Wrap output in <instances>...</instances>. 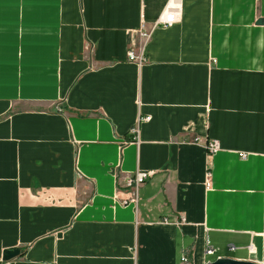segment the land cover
Here are the masks:
<instances>
[{
	"label": "crops",
	"instance_id": "0c3cea01",
	"mask_svg": "<svg viewBox=\"0 0 264 264\" xmlns=\"http://www.w3.org/2000/svg\"><path fill=\"white\" fill-rule=\"evenodd\" d=\"M165 2L0 0V264H264V0Z\"/></svg>",
	"mask_w": 264,
	"mask_h": 264
},
{
	"label": "built area",
	"instance_id": "2783aa9c",
	"mask_svg": "<svg viewBox=\"0 0 264 264\" xmlns=\"http://www.w3.org/2000/svg\"><path fill=\"white\" fill-rule=\"evenodd\" d=\"M181 16V0H166L165 6L159 15V17L156 19L155 23L153 24V29L157 27L162 28H169L173 26L174 24L179 22ZM143 16H141V29L139 31V37L141 39V45L136 48L134 46H128L126 57L127 60L130 62H134L136 64H143L145 60L144 55V47L145 43L150 39L151 31H145L143 28ZM146 120V119H145ZM136 130H132V134H135ZM206 151L209 155L215 154L219 146L216 141H207L205 143ZM240 157H245L244 154L239 155ZM151 176V173H138L134 177L127 176L125 179V184L129 188H138L142 186L146 180ZM206 187L210 186V172L207 171L206 173ZM129 202H135V199H130ZM184 219H181V222H183ZM233 249V248H232ZM251 250V249H250ZM206 254H213L214 250L212 248H207L205 250ZM181 264H193L188 256L182 255L181 257Z\"/></svg>",
	"mask_w": 264,
	"mask_h": 264
},
{
	"label": "rangeland",
	"instance_id": "374dc122",
	"mask_svg": "<svg viewBox=\"0 0 264 264\" xmlns=\"http://www.w3.org/2000/svg\"><path fill=\"white\" fill-rule=\"evenodd\" d=\"M245 157H240V158L243 159ZM209 172H210V179H211L212 173H211V171H209ZM261 176H262V173L259 172V171H257L256 172V175H255V177H257V179H254V187L251 188V192L253 193V194H250L251 195V199H252L250 201V206L251 207L248 208V209H245V211L247 212V214L250 213L249 216L252 215V217H258V216L260 217V224L258 225L260 230L261 229H264V222H263L264 219L262 221V218L264 216V210H259V207H258V204H259L258 202L260 200V203H261V199H262V196L264 194V177L261 178ZM259 182L261 183V186L260 187H259ZM252 196H254V198H252ZM242 202L243 201H240L239 202L240 205H241ZM242 204L245 205V203H242ZM254 227L255 226H251L250 229H253ZM263 235H264V230H262V236ZM222 240L223 239H221V236H219V235H217L215 233L209 234V241L211 243H214V244H217L218 245V253L217 254H219V255H225V253H226L225 252V249H227V244H224ZM232 248L233 247H229V250H233L234 249V248L233 249ZM240 253H244V251L242 250V251H240ZM215 257L216 256L211 257L209 259L213 261V260L216 259Z\"/></svg>",
	"mask_w": 264,
	"mask_h": 264
},
{
	"label": "water",
	"instance_id": "95a60500",
	"mask_svg": "<svg viewBox=\"0 0 264 264\" xmlns=\"http://www.w3.org/2000/svg\"><path fill=\"white\" fill-rule=\"evenodd\" d=\"M20 253L19 250H11V251H6L4 253V259H10L12 257L17 256ZM207 264H258L250 261H238V260H233V259H227V258H221L217 259L216 261L212 263H207Z\"/></svg>",
	"mask_w": 264,
	"mask_h": 264
}]
</instances>
